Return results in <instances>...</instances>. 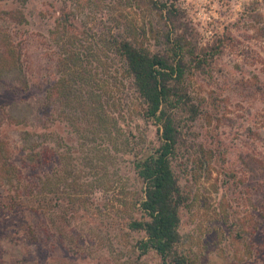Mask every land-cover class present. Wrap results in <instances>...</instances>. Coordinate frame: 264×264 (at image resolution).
Returning <instances> with one entry per match:
<instances>
[{
  "label": "rangeland",
  "instance_id": "rangeland-1",
  "mask_svg": "<svg viewBox=\"0 0 264 264\" xmlns=\"http://www.w3.org/2000/svg\"><path fill=\"white\" fill-rule=\"evenodd\" d=\"M168 1L175 3L170 15L147 0H139L135 11L152 50L182 44L189 95L173 110L172 157L182 196L179 248L195 264H264V0ZM105 2L110 1L0 0V31L11 33L30 80L24 91L11 78L0 88V118L6 120L0 137L11 142L18 167L10 182L0 178V264H21L26 256L31 264H162L152 249L140 251L137 240L145 232L128 224L147 218L133 160L161 141L158 122L139 114L132 79L118 75L111 61L117 78L103 79L93 61H84L91 66V86L104 91L102 125L94 119L75 128L72 117L61 119L57 99L51 105L44 100L60 73L58 36L51 31L60 7L74 9L78 35L89 28L88 40L95 41L110 21ZM9 8H21L26 20L6 16ZM11 101L15 106H8ZM23 116L36 124L30 131L41 125L49 130L46 143L34 135L39 152L47 154L34 167L21 163L29 141L23 126L6 123ZM43 191L52 196L49 210H24L20 201ZM24 215L39 243L53 249V263L37 260L41 243L21 241Z\"/></svg>",
  "mask_w": 264,
  "mask_h": 264
},
{
  "label": "trees",
  "instance_id": "trees-1",
  "mask_svg": "<svg viewBox=\"0 0 264 264\" xmlns=\"http://www.w3.org/2000/svg\"><path fill=\"white\" fill-rule=\"evenodd\" d=\"M109 1V3L105 2V11L109 13L110 21L106 26L103 25L98 29L97 34H94L95 41L88 40L91 35L89 28H86L83 35H78L75 19L79 20V17L74 9L60 7L56 28L51 29L58 36L59 51L56 66L60 73L46 88L44 100L47 105H51L52 100L57 99L61 119L66 120L72 117L71 121L76 122V125L73 124L75 128L80 129L85 124L89 126L88 124L94 119L102 125L104 103H101V96L104 91L100 92L98 88L91 86V66H86L84 61H93V67L96 72L103 75L101 77L103 79L109 74L112 75L108 67L110 61L116 63L114 69L118 75L132 79L133 91L142 104L139 114L145 119L152 118L158 122L161 141L156 147L135 155L133 160L135 170L143 183V193L139 202L147 218H132L128 224L132 229H141L145 232L136 244L142 253L152 249L159 255L162 264H195L179 248L181 238L178 228L179 208L182 196L172 167L177 140L173 110L179 102H185L184 99L189 95L184 81L182 44L176 41L175 46L164 48V52L152 50L143 40L147 28L139 23L138 15H136L139 0ZM147 1L160 14L164 7L169 15L168 7L175 8L173 1ZM3 13L8 17L16 18L19 22L26 20V15L21 8L4 9ZM14 44L11 33L0 31V88H6L3 79L11 78L14 80L11 83L12 86L24 91L28 89L30 80L27 79L20 62V49ZM112 76L114 79L117 78L116 74ZM114 82L116 83V80ZM16 102L11 101L8 106H15ZM190 106L192 112L197 110L193 103H190ZM0 120V124L6 121L3 118ZM6 123L22 125L20 132H24L29 138L26 146L23 145L21 163L34 167L38 163L46 162L47 154L39 152L37 149L39 142L35 144L34 138L38 137L40 142L46 143L49 135L47 126L41 125L38 130L36 129L37 131H30L36 124L28 122L25 116L10 117ZM10 144L8 138L6 140L0 137V178L7 176L8 182L18 168L13 160L14 152L10 149ZM41 193L43 195L37 199L23 198L24 201H20V204L24 207L23 204L26 203L24 210L31 212L38 210L42 213L49 210L47 205L52 199L50 191ZM11 200L8 199L6 205H9ZM36 203L40 208H36ZM22 222L26 226L23 227L26 235L21 241H25L26 244H35L37 247L41 242L39 243L34 226L28 222L25 215ZM37 248L36 256L39 262H54L53 249L45 247L43 243ZM21 264H31L30 256L23 257Z\"/></svg>",
  "mask_w": 264,
  "mask_h": 264
}]
</instances>
